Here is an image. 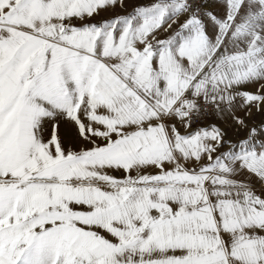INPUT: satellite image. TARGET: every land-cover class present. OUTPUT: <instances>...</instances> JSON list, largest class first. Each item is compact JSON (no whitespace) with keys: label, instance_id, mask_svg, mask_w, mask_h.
<instances>
[{"label":"snow or ice","instance_id":"obj_1","mask_svg":"<svg viewBox=\"0 0 264 264\" xmlns=\"http://www.w3.org/2000/svg\"><path fill=\"white\" fill-rule=\"evenodd\" d=\"M0 264H264V0H0Z\"/></svg>","mask_w":264,"mask_h":264}]
</instances>
